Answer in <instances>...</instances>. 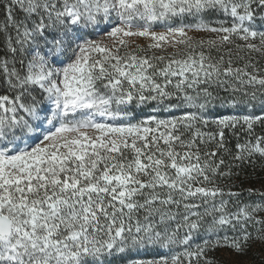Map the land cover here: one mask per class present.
<instances>
[{
	"label": "snow or ice",
	"instance_id": "6c2138e0",
	"mask_svg": "<svg viewBox=\"0 0 264 264\" xmlns=\"http://www.w3.org/2000/svg\"><path fill=\"white\" fill-rule=\"evenodd\" d=\"M0 264H264V0H0Z\"/></svg>",
	"mask_w": 264,
	"mask_h": 264
},
{
	"label": "trees",
	"instance_id": "16d2710c",
	"mask_svg": "<svg viewBox=\"0 0 264 264\" xmlns=\"http://www.w3.org/2000/svg\"><path fill=\"white\" fill-rule=\"evenodd\" d=\"M247 186V185H246ZM257 186H258V184H257ZM219 255V254H218Z\"/></svg>",
	"mask_w": 264,
	"mask_h": 264
}]
</instances>
